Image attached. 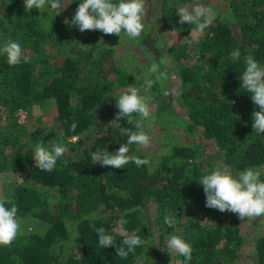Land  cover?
Wrapping results in <instances>:
<instances>
[{
    "label": "trees",
    "instance_id": "obj_1",
    "mask_svg": "<svg viewBox=\"0 0 264 264\" xmlns=\"http://www.w3.org/2000/svg\"><path fill=\"white\" fill-rule=\"evenodd\" d=\"M160 1L155 33L176 31L173 43L155 37L147 24L135 39L123 31L120 36L81 32L71 20L82 0H60V9L46 4L42 11L25 10L24 0H0V48L19 41L23 56L30 58L9 66L0 52V174L18 177L0 199L10 197L19 221L32 227L20 231L11 247L0 246V264H136L142 259L144 264H237L250 238L242 219L206 207L198 182L220 165L234 174L264 168V134L252 127L259 109L240 78L245 55L264 66V0H210L216 19L199 37L179 23L177 0ZM128 42L142 46L150 65L163 61L166 80L151 87L156 112L150 118L157 115L167 129L166 148L151 162L143 146L132 144L129 155L148 159L147 165L102 167L92 164V152H115L128 132L140 130L137 114L132 123L116 121L115 98L137 81L119 54V45ZM237 49L241 58L233 60ZM168 60L180 79L179 109L170 99ZM52 107L56 128L44 118ZM22 112L36 120L34 127L20 120ZM176 117L179 128H172ZM142 128L148 132L147 119ZM197 136L209 140L215 152ZM52 142H62L67 151L52 171L35 168L34 146ZM165 216L175 218L173 227ZM34 220L43 227L36 229ZM101 227L116 246H99ZM133 231L145 244L121 258L116 247ZM171 235L192 246L191 260L167 247ZM250 247L257 264H264V232Z\"/></svg>",
    "mask_w": 264,
    "mask_h": 264
},
{
    "label": "clouds",
    "instance_id": "obj_2",
    "mask_svg": "<svg viewBox=\"0 0 264 264\" xmlns=\"http://www.w3.org/2000/svg\"><path fill=\"white\" fill-rule=\"evenodd\" d=\"M46 4L53 10L61 8L60 0H24L25 10L28 11L32 9L42 11ZM147 5L146 0H82L71 24L77 26L81 32L99 30L106 35L120 36L123 31L129 38L135 39L145 30ZM177 14L180 17L179 23L194 25L197 35L203 34L216 19L213 8L200 3L193 5L191 9L188 6L179 7ZM0 52L6 54L9 66L19 65L22 57L25 63L30 62L29 57L23 56L19 41L8 40L0 48ZM232 58L233 60L241 58L239 49L232 53ZM243 62L246 67L240 77L241 88L251 94L253 104L259 109L253 112L252 127L257 133L264 134V66L252 55H245ZM162 63L163 61L151 63L149 71L154 74L155 79H146L144 86L151 88L153 84L165 78V72L161 70ZM115 99L119 110L116 121L125 118L128 123H132L133 114H137L141 120L136 122V128L140 130L128 132L127 142L115 152L107 150L92 152L91 162L116 169H123L130 162L135 163L137 167L147 165L148 159L129 155V145L136 144L144 148L150 146V137L142 128V121L151 115L150 100L141 94V88L137 86L127 87L119 92L118 98ZM71 127L74 130L75 123ZM66 151L67 147L62 142H52L50 147L37 143L33 152L35 168L52 171L57 165V160ZM262 172L264 168H250L234 174L229 167L217 166L210 174L202 176L198 182L203 186L206 195V207L238 214L240 219L264 217V181L260 179ZM17 214L18 208L10 197L0 199V246L11 247L20 234L21 224ZM164 222L169 227L176 223L175 218L169 216H165ZM96 231L101 248L116 246L114 236L106 234L104 228H98ZM144 244L145 241L136 234V231L130 235L125 233L122 246L116 247L117 255L127 258L129 253H133L138 246ZM167 247L177 251L186 261L191 260L192 246L180 236L171 235Z\"/></svg>",
    "mask_w": 264,
    "mask_h": 264
},
{
    "label": "rangeland",
    "instance_id": "obj_3",
    "mask_svg": "<svg viewBox=\"0 0 264 264\" xmlns=\"http://www.w3.org/2000/svg\"><path fill=\"white\" fill-rule=\"evenodd\" d=\"M177 6L182 7V6H188L190 9L193 5L200 3L205 6H210V0H191V1H185L182 2L180 0H177ZM147 2V14L145 17V21L147 26H152L151 31L154 32L155 37L161 36L164 41L167 43H173L176 38L179 37V33L176 31L172 30H164L161 35H158V33H155V26H156V21L159 20V16L161 13V1L160 0H146ZM211 7V6H210ZM190 27V31L193 35L196 37H199L201 34L197 35L194 31V25L188 24ZM148 44H150V41H147ZM129 43V44H128ZM124 43L122 45H119L121 50L119 54H121L122 61L123 63L130 69L132 70L137 78V81L131 85V86H137L141 88V94L148 97L150 100V107H151V112L155 114L156 112V104L152 100V90L151 88H147L144 86V81L146 79H149V69H150V64L148 62V58L146 57V54L144 50L142 49V46L136 45L135 42L131 43ZM166 68L171 71V61H167ZM166 80V78H164ZM179 77L175 72L170 73V81H169V86H172L171 88V94L172 97L171 103L172 106L175 107L176 109H179V98H178V83H179ZM50 114L45 116L44 118H47V124L52 125V127L56 128V121L52 117L56 113L55 107H52L50 109ZM20 120L22 122H25L29 128L34 127L36 120L35 119H28V117L25 116H20ZM105 120V117L102 118L101 121ZM112 125L114 124L113 120H111ZM176 123V124H175ZM180 123V119L178 117L175 118V122L172 124V128L175 126L179 128L177 124ZM147 125H148V132L147 134L150 137V146L148 148H144L146 153L148 154V157L150 158L151 162H156L158 160V157L161 152L165 150V146L163 145V142L167 140V134H166V128H164V124L158 119L157 115H154L153 118H148L147 119ZM75 139V137H73ZM186 135L182 136L181 141H185ZM198 141H203L205 143L206 150L210 153L215 152L214 145H210L209 140L203 139L201 136H197ZM17 175L14 172H3L0 174V193H4L7 189H11L13 186V182L16 181ZM35 223V228L36 229H41L44 225V223L41 220H34L32 221ZM242 229L245 234L250 236V238H247L246 244L247 247L243 251L241 257L238 259L237 264H257L253 257L252 253V248L250 245L254 242V238L259 235L260 233L264 232V217H257V218H242ZM21 224V231L26 230L29 231L32 230V227H29V222H25L20 220ZM33 226V225H32ZM252 237V238H251ZM246 257V259H245ZM136 264H144V260L138 261Z\"/></svg>",
    "mask_w": 264,
    "mask_h": 264
},
{
    "label": "built area",
    "instance_id": "obj_4",
    "mask_svg": "<svg viewBox=\"0 0 264 264\" xmlns=\"http://www.w3.org/2000/svg\"><path fill=\"white\" fill-rule=\"evenodd\" d=\"M22 115H23V116H25V113H24V112H22L21 116H22Z\"/></svg>",
    "mask_w": 264,
    "mask_h": 264
}]
</instances>
